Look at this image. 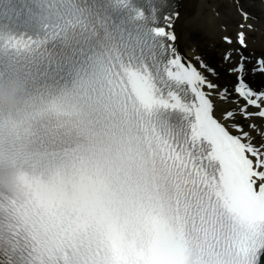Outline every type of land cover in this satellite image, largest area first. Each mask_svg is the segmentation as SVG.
<instances>
[{
    "label": "snow or ice",
    "instance_id": "obj_1",
    "mask_svg": "<svg viewBox=\"0 0 264 264\" xmlns=\"http://www.w3.org/2000/svg\"><path fill=\"white\" fill-rule=\"evenodd\" d=\"M151 11L152 26L125 29L89 73L50 100L26 96L21 113L47 115L45 131L69 149L101 146L87 178L104 218L56 244L17 237L0 245V264H187L192 246L198 264H264V126L252 119L264 124V90L242 62L227 85L200 57L203 71L186 64L178 13L159 24ZM134 19L145 21L143 8ZM237 43L246 47L243 32Z\"/></svg>",
    "mask_w": 264,
    "mask_h": 264
},
{
    "label": "bare ground",
    "instance_id": "obj_2",
    "mask_svg": "<svg viewBox=\"0 0 264 264\" xmlns=\"http://www.w3.org/2000/svg\"><path fill=\"white\" fill-rule=\"evenodd\" d=\"M236 0H180L177 2L179 16L174 20V31L177 39L176 44L181 51L190 52L193 49V39L198 35H203L213 48H217L215 53L233 48L234 44L226 45L222 42L223 35L235 36L238 30L237 25L241 22V17L236 12ZM242 10H249L255 19L249 21L247 25L246 39L247 47L245 52H253L256 55H264V4L258 0L254 3H246L238 0ZM224 2L225 9L221 7ZM215 38V39H213ZM200 53V52H199ZM213 60L216 61L214 55ZM218 60V59H217ZM221 63H228L222 61Z\"/></svg>",
    "mask_w": 264,
    "mask_h": 264
},
{
    "label": "clouds",
    "instance_id": "obj_3",
    "mask_svg": "<svg viewBox=\"0 0 264 264\" xmlns=\"http://www.w3.org/2000/svg\"><path fill=\"white\" fill-rule=\"evenodd\" d=\"M25 99L26 96L24 92L17 89L13 83H5L4 87L0 89V171H2L6 177L16 170V161L14 159L15 152L23 150L27 145L31 132L48 119L47 115H45L22 121L21 113L25 110ZM88 143L89 142L85 140L79 145L73 146L71 152L68 154L69 163H71L72 158L75 156H83L87 159ZM58 173L62 175L65 174V167L61 166L58 169L51 170L45 169L43 174L46 179H51ZM32 215L35 216V213ZM20 230L26 232L31 240L37 242H44L52 239L56 232V229L52 228L46 220H42L40 217L32 219L27 216L23 218ZM83 233H85V230L76 235ZM200 257V248L195 246L190 247L187 255V264H198Z\"/></svg>",
    "mask_w": 264,
    "mask_h": 264
},
{
    "label": "rangeland",
    "instance_id": "obj_4",
    "mask_svg": "<svg viewBox=\"0 0 264 264\" xmlns=\"http://www.w3.org/2000/svg\"><path fill=\"white\" fill-rule=\"evenodd\" d=\"M246 3H254L258 0H244ZM224 6V2L221 3V7L222 9L224 10L225 7L223 8ZM180 13V12H179ZM215 39V38H213ZM195 46L194 48H198L200 51H204V50H209V51H213L215 52V50H217V48H213V44L212 43H209L207 38L204 37L203 35H198L196 38L193 39V42H192Z\"/></svg>",
    "mask_w": 264,
    "mask_h": 264
}]
</instances>
